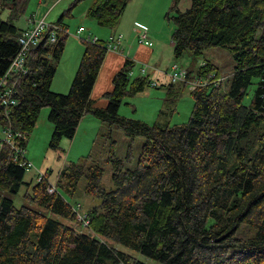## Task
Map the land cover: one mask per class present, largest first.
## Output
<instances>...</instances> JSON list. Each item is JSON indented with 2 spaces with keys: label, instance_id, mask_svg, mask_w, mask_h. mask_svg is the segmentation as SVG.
I'll return each instance as SVG.
<instances>
[{
  "label": "trees",
  "instance_id": "16d2710c",
  "mask_svg": "<svg viewBox=\"0 0 264 264\" xmlns=\"http://www.w3.org/2000/svg\"><path fill=\"white\" fill-rule=\"evenodd\" d=\"M27 1L0 0V15L7 11L0 17V77L19 51L23 28L15 22ZM79 1L70 0L51 23L61 28L53 42L47 40V27L26 53L27 72L17 80L16 103L7 116L0 103V129L9 120L23 134L19 143L25 149L40 109L47 106L53 148L74 136L86 113L145 141L132 169L110 149L106 160L114 188L108 191L100 180L106 160L86 166L87 153L81 162L60 168L51 193L46 174L39 175L31 194L24 193L36 208H16L0 193V264H151L106 240L160 264H264V0H190L183 12L177 10L180 0H171L165 16L173 24L174 56L190 50L197 57L210 47L226 48L234 70L229 87L221 92L224 78L217 67L209 60L200 64L194 73L200 82L189 91L193 105L187 121L169 125L118 114L124 97L156 85L149 76L130 78L134 63L129 57L102 94L104 107L93 104L91 88L106 53L105 40L81 39L83 50L69 89L65 94L51 91L68 36L63 18L72 16ZM91 1L86 16L107 27L118 23L129 2ZM185 71L181 82L188 85L191 70ZM251 83L256 86L244 105ZM2 146L0 190L17 193L26 158L15 160L10 146ZM82 177L83 192L101 199L98 208L85 213L88 233L73 227L77 211L62 194L72 195Z\"/></svg>",
  "mask_w": 264,
  "mask_h": 264
},
{
  "label": "rangeland",
  "instance_id": "374dc122",
  "mask_svg": "<svg viewBox=\"0 0 264 264\" xmlns=\"http://www.w3.org/2000/svg\"><path fill=\"white\" fill-rule=\"evenodd\" d=\"M70 0H28L23 14L19 15L15 24L18 27L26 26L29 16H34L35 19H43L46 23L54 22L63 10L68 6ZM91 0H81L74 7L72 16L63 18V23L66 24L67 38L65 46L61 52V57L55 65L56 71L52 77L51 91L65 92L69 89L71 78L74 76L83 50L81 39L95 36L97 39L109 40V37L115 34L122 33L121 45L122 55L127 56V50L137 47V31L141 28H146L148 37L152 41L153 46L151 51L145 52L141 50V54L145 57L141 62L133 61L130 78L136 76H149L156 84L144 88V91L133 96H126L121 100L118 109V114L129 118L140 119L148 124H175L187 121L193 105V100L190 96V87L183 84L181 81L171 82L167 73L170 71L173 64L178 68L189 69L191 72L190 78H194L196 68L205 63V60L211 61L217 67V73L224 78L221 92H225L231 82L232 71L234 70V60L231 58V52L226 48L210 47L205 49L201 55L194 56L190 50H185L181 56L175 57L171 49V32L173 24L170 23L165 16L167 9L171 4V0H129L124 11L119 18L118 23L114 27L100 26L94 18L87 17L85 12L91 4ZM190 0H180L177 10L180 12L190 8ZM7 15V11H3L1 18ZM135 24V25H134ZM78 26L83 27L81 32H78ZM145 46V45H144ZM110 49L106 50V54H111ZM131 54H133V51ZM114 51H112L113 53ZM115 53V52H114ZM144 72H140L141 68ZM219 76V77H220ZM191 80V79H189ZM256 82V79H253ZM251 83L243 97V104L248 105L251 101L256 84ZM170 91V92H169ZM49 107L45 106L40 109L37 116V121L30 134L26 137L24 145L25 152L23 157L30 162V167L25 169L22 185L17 193L0 190L3 197L12 199L13 204L18 208L21 205H28L30 208H36V204L24 196V193L31 194L32 186L38 180L39 175L46 174V181L55 185V180L60 168L68 165L69 162H81L87 153L91 157L86 160V166L94 165L96 160H106L108 152L113 149V154L118 159H122L126 168L134 167L137 163L139 152L141 151L143 140L142 136H134L129 138L122 129L116 128L114 125L90 116L89 113L83 115L79 125L75 128L74 136L69 139L62 138L58 141V146L53 148L50 144L53 125L47 118ZM113 144L111 145V142ZM130 150L131 159H127L126 152ZM230 162V161H229ZM109 160L104 161L101 165L103 168L101 185L106 191L114 188L112 180H110L112 167ZM229 165H232L230 162ZM86 181L84 177L78 179L76 190L72 195L62 193L68 203L77 209V212L83 216L90 208H98L101 199L99 197L85 194L84 188ZM56 186V185H55ZM56 219L69 223L67 220L57 217ZM80 223H82L80 221ZM78 232H86L87 227L77 222L72 224ZM104 239V238H103ZM107 244L115 246L122 252L129 253L134 258L145 260L151 264H160L152 260H147L146 257L137 252L121 246L112 240H106Z\"/></svg>",
  "mask_w": 264,
  "mask_h": 264
},
{
  "label": "built area",
  "instance_id": "2783aa9c",
  "mask_svg": "<svg viewBox=\"0 0 264 264\" xmlns=\"http://www.w3.org/2000/svg\"><path fill=\"white\" fill-rule=\"evenodd\" d=\"M28 25L22 29V34L19 36L17 42L19 43V51L14 54V57L12 58L9 66H7V70L4 72V74L0 77V103L5 109V115L7 116V109L10 105H14L16 103V99L14 98V91H16L15 87L17 84L18 78L22 74H26L27 68H25L26 65V53L31 49L32 46L39 43V39L42 38V34L44 30L48 27L50 28L49 34H48V41L53 42L56 38L57 32L61 30V28L58 27L56 24L46 23L43 19H35L34 16H29L28 18ZM135 25V24H134ZM137 31V38L138 43L144 44L147 46L152 45V41L149 39L148 32L146 28H141ZM83 30V27H78V32H81ZM121 36H123L122 33L115 34L114 36L109 37V40L106 41V48L115 51H120L122 48L121 45ZM88 40H95V36L90 38H87ZM106 49V50H107ZM145 69L142 67L140 69V72H144ZM185 69L178 68L176 64H173L171 67V71L167 73L169 75L170 80L172 82L176 81H185ZM131 74V72H130ZM200 80L197 78H193V80L187 81L189 84L188 86L190 89H193L194 86L199 83ZM24 139V136L21 132L14 130L12 127L11 122L8 120L6 125L0 129V148L3 147V143L10 146V148L13 151L12 157L17 160V157L23 156L25 149L24 147L19 143L20 139ZM23 165L27 166V168L30 167V162L28 160H23ZM55 190V185L53 186L50 184L48 186L49 193L53 192ZM76 209V208H75ZM77 211V209H76ZM85 214L81 216L77 212L76 220H78L79 224H82V226H86L87 221L85 219ZM80 221L82 223H80Z\"/></svg>",
  "mask_w": 264,
  "mask_h": 264
},
{
  "label": "crops",
  "instance_id": "0c3cea01",
  "mask_svg": "<svg viewBox=\"0 0 264 264\" xmlns=\"http://www.w3.org/2000/svg\"><path fill=\"white\" fill-rule=\"evenodd\" d=\"M28 20V19H27ZM28 25V21H27ZM26 25V26H27ZM25 25L21 28L24 29ZM79 27V26H78ZM81 27V26H80ZM137 47L130 48V50L133 51V54H131V51L128 49L127 56L131 58L133 61L141 62V60H144L145 57L141 54V50H144L145 52L151 51V46H147L144 44L137 43ZM172 45V43H171ZM115 51V53L111 51V54L108 55L105 53L102 63H100V68L98 70V74L95 76V81L93 84V87L91 88V94L90 98L93 99V104L97 106H103L105 105V99H103L102 94H104L105 91H108L112 87V75L116 73V71L121 67V63L124 60V56L122 55V50ZM106 52V51H105ZM127 57V58H128ZM72 80V79H71ZM70 84V83H69ZM84 115V114H83ZM83 115L81 116V120L84 118ZM81 122V121H80Z\"/></svg>",
  "mask_w": 264,
  "mask_h": 264
}]
</instances>
